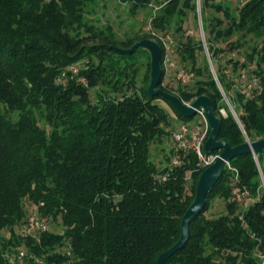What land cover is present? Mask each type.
<instances>
[{
    "label": "trees",
    "instance_id": "16d2710c",
    "mask_svg": "<svg viewBox=\"0 0 264 264\" xmlns=\"http://www.w3.org/2000/svg\"><path fill=\"white\" fill-rule=\"evenodd\" d=\"M93 1L0 0V264H20V250L28 254L22 264H37L35 257L60 264L68 260L61 253L68 248L71 264H157L179 241L206 168L198 170L193 154L173 166V147L165 163L154 159V149L166 150L173 125L156 103L164 98L148 91L151 61L140 79L145 64L138 57L151 55L143 49L120 54L114 47L155 40L162 49L160 88L183 102L209 97L221 119L220 140L232 148L245 143L233 117L219 114L223 97L202 40L187 36L191 13L199 28L198 0H119L132 6L134 16H150L148 32L123 40L111 26L98 30L85 22ZM200 8L226 94L232 85L227 68L236 74L254 66L264 86V0L238 9L227 0H201ZM166 34L178 40L181 60L196 74L193 84H179L176 91L164 85L165 49L157 36ZM245 47L240 60L230 57ZM230 98L250 141L264 139V91L248 101L238 93ZM167 102L182 122L193 119ZM230 164L238 178L224 169L204 212L191 223L187 245L165 264H264V154ZM235 193L250 197L249 204L238 203ZM215 198L227 212L209 218L205 213ZM34 211L51 220L40 242L25 234Z\"/></svg>",
    "mask_w": 264,
    "mask_h": 264
},
{
    "label": "built area",
    "instance_id": "2783aa9c",
    "mask_svg": "<svg viewBox=\"0 0 264 264\" xmlns=\"http://www.w3.org/2000/svg\"><path fill=\"white\" fill-rule=\"evenodd\" d=\"M158 9V8H157ZM199 29L202 34V43L205 50L206 59L208 61L210 70L214 76L216 84L219 88V91L222 95V102L226 105V108H220L219 114L223 117H228L231 115L235 120L236 124L239 126L245 142H251L248 138L244 124L240 118L238 112V105L235 101H233L230 96L235 94H240L244 101H248L254 97L261 96L264 87L262 85V77L255 73L253 67L240 69L236 74L233 73L232 68H227L224 70V74L227 79L232 83L229 94L227 95L223 86L221 85L217 72L215 70L211 55L209 53L208 44L206 42V37L204 35V29L202 22L199 21ZM187 36H192L191 32L187 33ZM169 34L159 35L157 38L161 42L162 46L165 49V56L163 59V67L165 72L175 69L176 64L170 57L171 46L173 45V38H171ZM79 72V67L72 68V74L77 75ZM195 72L189 69H180L177 71V80L179 84L182 86H187L193 82L195 79ZM85 83L84 80H81ZM192 102H184L187 106H192ZM197 119L195 122H182L178 125V128L173 132L172 140H173V158L172 165L175 167L183 166L185 161L189 157V155L193 154L197 159V167L198 170L202 168H208L213 165L218 159L219 155L214 153H207L205 150V144L209 138L211 129L206 113L203 109H199L196 111V115L194 116ZM193 117V118H194ZM229 170H232L236 174V179L238 178V172L235 168H233L230 162L226 163V167ZM189 177L187 180L191 179L192 172L188 174ZM235 200L243 204L245 207L249 204L251 198H243L238 193H235ZM51 230V220L49 217L39 214L37 211L32 212L28 218L25 227V234L29 236H33L40 242L39 237L40 234L49 232ZM68 260L64 263L60 264H71L72 261L69 260L72 256L70 248L65 249L61 252ZM27 251L20 250L18 253V261L20 264L23 263L24 259L27 256ZM35 263L37 264H46L44 263V259L40 257H35ZM58 264V263H54Z\"/></svg>",
    "mask_w": 264,
    "mask_h": 264
},
{
    "label": "water",
    "instance_id": "95a60500",
    "mask_svg": "<svg viewBox=\"0 0 264 264\" xmlns=\"http://www.w3.org/2000/svg\"><path fill=\"white\" fill-rule=\"evenodd\" d=\"M200 9V0H198L199 21L202 22ZM138 49L147 50L151 55V79L148 88L150 95L153 97L162 96L187 119L193 118L197 110L203 109L211 129L209 138L205 144V150L209 154L220 152L216 162L206 168L199 177L195 200L182 219L179 241L170 250L161 254L157 260V264H165L172 256L187 245L191 238V223L204 212L207 205V196L218 183L226 167V163L243 155L251 154L254 157L263 155L264 139L255 142H246L236 148H232L227 142L220 140L221 119L217 117L215 104L209 97L201 96L195 100L192 106H186L178 96L165 92L160 88L163 78L161 67L162 49L157 42L153 40H142L131 49L114 47V50L120 54H134Z\"/></svg>",
    "mask_w": 264,
    "mask_h": 264
},
{
    "label": "rangeland",
    "instance_id": "374dc122",
    "mask_svg": "<svg viewBox=\"0 0 264 264\" xmlns=\"http://www.w3.org/2000/svg\"><path fill=\"white\" fill-rule=\"evenodd\" d=\"M201 1V0H200ZM229 2H232L233 7L235 9H238L242 4L246 3L249 0H227ZM132 6L130 4H124L121 3L119 0H94L93 2H89L86 8V15H85V22L91 26H95L98 30H105L107 26L113 27L114 31L116 32V36L119 40L126 39L127 36H134L138 32H148L150 30V16L148 14V11H143L138 13L136 16H134L131 13ZM190 23H189V29L188 32H191L192 37L198 36V38L202 39V34L200 32V29L197 28V25L195 24L194 15L191 13ZM205 35V33H204ZM171 36V35H170ZM206 37V35H205ZM173 38V37H171ZM173 45L171 46V52L170 57L175 62L176 67L175 69L169 70L166 73L165 79H164V85L172 89L173 91H176L179 87V81L177 80V71L180 69H189L190 66H187L180 58V55L178 54L176 47L178 40L176 38H173ZM155 41V40H154ZM247 47L243 49H239L235 51L233 54L230 55V57H233L235 59L240 60L241 56L245 54V50ZM148 53H141L139 59L140 64L143 65L140 76L142 79L146 73H148V64L150 63ZM96 62H98V59L94 58ZM85 64L87 61H84ZM81 63L80 68L86 66L85 64ZM106 62L108 63L109 60L106 59ZM123 65H126L125 63H122ZM121 64V66H122ZM199 64L201 66L204 65L203 60L199 61ZM215 67V66H214ZM254 67V66H253ZM123 68V67H122ZM216 70V68H215ZM212 73V72H211ZM213 76V74H212ZM214 78V76H213ZM117 77L113 78L112 80H116ZM215 80V79H214ZM195 79L193 80V82ZM216 82V81H215ZM193 84V83H192ZM150 85V84H149ZM263 85V83H262ZM264 87V86H263ZM131 91L129 92V94ZM97 101L96 91L92 93V102L95 103ZM195 100L193 101V103ZM156 103L160 105L171 117L172 119V125L173 127L170 129L171 135L168 137L163 145L166 150L161 149H154L153 150V156L154 159L158 162H164L166 159V154L171 150L173 147V140L172 135L173 132L178 128V125L182 123V121L179 119L176 112L173 110V108L170 106V104L162 99H157ZM192 103V104H193ZM187 106V105H186ZM220 106L222 108H226V105L221 101ZM198 118L194 117L190 122L197 121ZM42 127H44V123H41ZM246 143V142H245ZM216 155H220V152H214ZM263 180V179H262ZM191 182V180H189ZM264 182V180H263ZM191 184V183H190ZM264 186V185H263ZM188 188H190L188 186ZM227 212L226 205L223 200L220 198H215L211 200L210 206L208 211L205 213V215L209 218H216L220 215H223Z\"/></svg>",
    "mask_w": 264,
    "mask_h": 264
}]
</instances>
